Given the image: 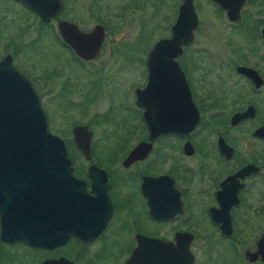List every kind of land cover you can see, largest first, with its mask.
<instances>
[{
	"label": "flooded vegetation",
	"instance_id": "1",
	"mask_svg": "<svg viewBox=\"0 0 264 264\" xmlns=\"http://www.w3.org/2000/svg\"><path fill=\"white\" fill-rule=\"evenodd\" d=\"M8 1L24 9L36 25L48 28L57 45L81 69L85 70L83 64L99 59L101 50L85 61L61 41L58 21L73 23L84 33L95 26L86 28L71 18L67 14V0H60V11L47 22L41 21L23 3ZM221 1L238 5V0ZM79 4L76 3L75 9ZM192 5L195 11L193 1ZM203 7L233 32L245 36L247 47L190 50L198 31L197 19L193 41L182 47L179 55L172 59L166 55L152 58L155 84L148 88V53L154 43L170 37L177 12L166 29L167 37L144 50H120L122 69L134 68L138 75L136 83L123 84L128 92L124 98L131 97L136 123L124 133L126 140L110 148L109 143L92 141L91 124H71L68 128L74 149L81 156V159H69L72 174L100 205L103 212L100 218L107 214L100 233L89 241L70 237L51 248L0 241L1 248L23 246L32 254L30 263H26L23 256H4L0 250V264H57L61 259L66 263L60 264H139L131 255L144 239L172 247L186 245L191 264H264V0H242L235 21H229L225 11L211 0H202V10ZM91 13L87 10L88 15ZM5 50H9L8 44ZM119 52L109 55L117 60ZM5 56L12 57L5 52L0 61ZM94 72L100 71L90 69L88 74ZM46 79L47 76L44 82ZM90 82L87 80L85 103L94 99ZM185 92L189 104L184 101ZM66 93L64 86L56 102L69 103ZM85 107L84 104L80 113H85ZM42 109L48 128V117ZM194 110L198 120L194 129L185 133H159L149 141L143 120L145 112L155 118H176L175 123L184 124ZM105 112L92 124L103 122ZM76 127H86L90 133L88 159L73 141L72 131ZM139 144L148 145V150L138 159L126 160ZM98 146L105 150L118 147L115 149L122 153L120 157L103 158ZM196 245L202 247L200 259Z\"/></svg>",
	"mask_w": 264,
	"mask_h": 264
},
{
	"label": "water",
	"instance_id": "2",
	"mask_svg": "<svg viewBox=\"0 0 264 264\" xmlns=\"http://www.w3.org/2000/svg\"><path fill=\"white\" fill-rule=\"evenodd\" d=\"M17 1L43 22L55 17L61 8L60 0ZM211 1L225 11L229 21L238 18L242 0H238V5ZM196 25L192 1L182 0L170 27V37L157 41L148 53L146 88L155 84L152 58L166 55L172 59L179 55L182 47L192 43ZM57 32L61 41L85 61L97 55L105 36L100 25L84 33L65 21L57 22ZM184 101L190 102L186 92ZM143 120L149 141L163 132H189L198 122L195 110L185 118L184 124L175 123L176 118H155L149 112L143 114ZM72 135L77 150L88 159L90 133L87 128L76 127ZM148 148L146 144H139L126 160L140 158ZM99 207L87 194L84 183L74 178L65 143L48 132L37 93L11 65L10 57L5 56L0 61V241L41 248H51L70 237L89 241L100 233L107 219V214L100 218L103 212ZM131 257L139 264H191L186 245L172 247L156 240H141ZM61 262L66 263L62 259L58 261Z\"/></svg>",
	"mask_w": 264,
	"mask_h": 264
},
{
	"label": "rangeland",
	"instance_id": "3",
	"mask_svg": "<svg viewBox=\"0 0 264 264\" xmlns=\"http://www.w3.org/2000/svg\"><path fill=\"white\" fill-rule=\"evenodd\" d=\"M192 1L199 25L190 50H243L247 47L245 36L233 32L206 7L202 10V0ZM78 2L76 10L74 6ZM179 4L180 0H67V14L77 19L81 26L91 28L100 25L105 28L99 59L83 64V70L66 50L57 45L48 28L36 25L35 19L16 3L0 0V58L9 52L11 65L32 81L48 117V132L66 141L69 159H81L68 129L71 124H91L92 141L109 143L110 148L126 140L124 133L136 123L131 97L124 98L128 92H125L123 84L136 83L138 75L134 68L122 69L123 63L119 62L123 55L119 51L144 50L156 40L167 37L166 29L172 24ZM89 5L91 7L88 8ZM87 10L92 11L91 15ZM7 44L9 50H5ZM113 51L119 52L117 60H113L114 55H109ZM90 69L100 72L90 75ZM87 80L91 81L95 94L93 101L85 103ZM64 86L68 92L67 105L63 101L56 102V96ZM84 104L83 114L80 112ZM102 112H105L103 122L92 124ZM115 148L118 147L105 150L98 146L103 158L120 157L122 151ZM195 249L200 259L202 247L196 245ZM0 250L4 256H23L26 263H30L32 257L31 251L23 246L10 249L3 246Z\"/></svg>",
	"mask_w": 264,
	"mask_h": 264
}]
</instances>
